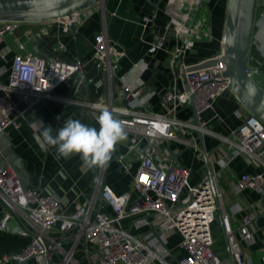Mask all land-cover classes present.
<instances>
[{
    "label": "built area",
    "instance_id": "obj_1",
    "mask_svg": "<svg viewBox=\"0 0 264 264\" xmlns=\"http://www.w3.org/2000/svg\"><path fill=\"white\" fill-rule=\"evenodd\" d=\"M74 20L75 15L66 19L65 29ZM142 20L146 27L153 17L144 16ZM20 24L0 22V39L13 34ZM201 31L205 32L204 36ZM202 37L208 38L209 34L198 25L191 26L176 52L183 56L193 47L194 39ZM164 47L165 35L162 34L149 43L147 52L152 55ZM19 48L23 49L21 43ZM221 55L210 58L217 62L203 69L189 70L192 66L181 61L178 68L175 67L173 86L160 92L162 111L154 112L149 106L154 92H143L141 86L122 85L115 104L111 100L105 103L57 97L54 89L73 77H82L84 64L44 59L32 52L16 54L8 82H0V134L8 127H19L21 112L9 100L10 93L17 94L30 109L45 98L78 103L97 116L107 108L122 121L127 132V150L119 154L117 160L126 170H131L133 162L136 168L130 189L117 194L104 183L105 167H98L88 202L78 203L75 210L66 212L57 197L25 188L12 169L0 166L3 207L0 231H8V224L15 217L17 226L12 232L30 238L21 253L1 255L0 264H23L31 258H36L39 264H81L78 253L88 258L90 264H174L173 260L175 264H229L227 258L220 257L213 248L212 226L218 213L228 237L233 264H264V254L258 262L246 260L237 237L238 234L242 241L254 242V213L244 214L240 228L235 231L223 207L219 186L223 170L237 158L247 159L258 171L240 177L236 194L245 191L257 194V205L261 206L264 218V124L246 111L245 115L238 114L241 122L236 129L221 135L211 129V120L204 118L206 112L213 110L218 98L233 95ZM124 56L125 51L116 47L106 31L94 37L91 61L109 81ZM250 76L256 82L262 78L258 66H251ZM178 79L181 87L177 86ZM191 96L194 108L189 106ZM194 112L199 116L198 124L193 118ZM198 132L204 136L205 152L197 138ZM206 137L215 138L218 144L208 149ZM171 145L188 152L189 164L172 160ZM212 151L208 158L212 181L203 172L199 182L190 186L196 170L204 166V156ZM137 218L131 228H139L144 222L151 231L134 234L131 228L125 227V221ZM169 232L180 237L178 247L183 251L180 258H176L168 246L166 234ZM94 250L96 258L90 259Z\"/></svg>",
    "mask_w": 264,
    "mask_h": 264
},
{
    "label": "crops",
    "instance_id": "obj_2",
    "mask_svg": "<svg viewBox=\"0 0 264 264\" xmlns=\"http://www.w3.org/2000/svg\"><path fill=\"white\" fill-rule=\"evenodd\" d=\"M227 3L228 0H103L75 15V20L71 23L76 26L74 31L70 28L71 24L65 29V20L21 23L13 34L0 39V82H8L16 54L32 52L44 59L58 58L84 64L82 77H73L54 89L53 93L57 97L105 103L111 100L115 104L122 85L141 86L143 92H154L149 106L152 111L160 112L163 109L160 92L173 86L175 67L177 69L181 61L193 66L221 53ZM144 16L153 17V21L146 27L142 20ZM193 25H198L209 37L194 39L193 47L179 56L176 50L184 43L188 30ZM101 31H106L116 47L125 51L111 81L91 61L94 37ZM204 33L200 32L203 36ZM162 34L165 35L164 49L148 54L149 43ZM19 43L23 45V49L19 48ZM252 46L264 58V0H259ZM176 82L178 87L182 86L180 79ZM9 100L21 112V116L18 128L8 127L0 134V166L12 169L25 188H34L43 194L57 197L66 212L75 210L78 203L88 202L98 167L89 169L77 154L58 158L56 149L48 146L40 137L45 126H51L55 136L57 129L69 118L79 119L82 123L99 129L97 114L78 103H66L56 98L41 99L32 109L15 93L9 94ZM245 113L246 110L233 95L224 94L216 100L213 110L204 114V118L211 120L210 127L214 132L227 135L240 124L238 114ZM209 139L216 140L212 137ZM207 142L205 140V145ZM127 145V139L117 144L109 164L104 168V183L117 194L130 189L136 168V162H133L131 170H126L117 160L119 154L126 152ZM170 147L178 162L189 164L183 150L178 149L177 145ZM257 171L247 159L237 158L222 171L223 180H219V186L227 202L231 200V196L235 199L226 211L235 231L240 228L244 214L254 213L255 240L252 244L263 250L264 218L261 206L257 205L259 197L250 191L236 194L240 177ZM203 172L207 173L205 165L196 170L189 185L195 186ZM2 215L3 207L0 202V219ZM138 220L139 218L127 220L124 225L130 229ZM14 222L17 226V222ZM216 222L212 226L215 238L213 248L220 257L227 258L220 224V234L215 232ZM131 230L144 234L151 231V228L143 222L139 228L133 226ZM7 234L17 235L12 230L0 231L1 236ZM166 237L176 258L183 256V251L178 247V234L169 232ZM237 237L242 246H251V243L242 241L238 234ZM96 253V250L92 251L90 259L96 258ZM77 255H81L80 259L77 256L81 264H90L83 254ZM248 259L254 261L251 255ZM172 263L175 264V260ZM27 264L39 263L36 258H31Z\"/></svg>",
    "mask_w": 264,
    "mask_h": 264
},
{
    "label": "water",
    "instance_id": "obj_3",
    "mask_svg": "<svg viewBox=\"0 0 264 264\" xmlns=\"http://www.w3.org/2000/svg\"><path fill=\"white\" fill-rule=\"evenodd\" d=\"M102 1L58 0L53 4L50 0H0V22L44 23L52 20L71 19L79 12ZM258 6L259 0H228L220 60L225 64L224 74L230 79V87L237 101L247 112L264 124V89L251 78V66L249 65L252 34ZM70 28L74 31L76 29L75 24H71ZM216 62V59L206 60L190 67L189 70L207 68ZM189 106L194 108L193 96H191ZM193 118L198 124L199 116L196 112L193 113ZM197 138L205 152L203 134L198 132ZM140 152L144 153L143 149H140ZM213 152H208L204 156V165L210 181L212 178L208 158ZM176 157V154L171 153L172 160ZM217 218L228 252V263L233 264L229 252L228 237L219 213ZM14 220L15 217L9 222L8 230L16 228ZM27 262L24 261L23 264H27Z\"/></svg>",
    "mask_w": 264,
    "mask_h": 264
},
{
    "label": "clouds",
    "instance_id": "obj_4",
    "mask_svg": "<svg viewBox=\"0 0 264 264\" xmlns=\"http://www.w3.org/2000/svg\"><path fill=\"white\" fill-rule=\"evenodd\" d=\"M50 2L54 4L58 0ZM97 124L99 129L69 118L55 136L51 126H45L41 135L43 142L56 149L58 158L77 154L88 168L106 167L116 145L126 140L127 132L122 121L107 108L99 112Z\"/></svg>",
    "mask_w": 264,
    "mask_h": 264
},
{
    "label": "trees",
    "instance_id": "obj_5",
    "mask_svg": "<svg viewBox=\"0 0 264 264\" xmlns=\"http://www.w3.org/2000/svg\"><path fill=\"white\" fill-rule=\"evenodd\" d=\"M249 65L250 66H258L261 73L262 78L258 80L259 84L264 89V58L260 57L258 52L255 50L253 46H251L250 55H249ZM210 137H206L207 140ZM218 144L217 140H210L207 142V148L211 149ZM187 152V151H186ZM185 152V153H186ZM188 153V152H187ZM30 243L29 237H23L19 235L7 234V235H0V256L3 254H17L21 253L24 248L28 246ZM78 258H81V255H77Z\"/></svg>",
    "mask_w": 264,
    "mask_h": 264
},
{
    "label": "rangeland",
    "instance_id": "obj_6",
    "mask_svg": "<svg viewBox=\"0 0 264 264\" xmlns=\"http://www.w3.org/2000/svg\"><path fill=\"white\" fill-rule=\"evenodd\" d=\"M252 79L255 80V78L253 76H251ZM223 179L221 178L220 181H222ZM231 200L227 202V200H225L224 196H223V207L225 209V211H227V207H229V205L233 204V202H235V199L231 196L230 198ZM217 219V218H216ZM217 222L215 223V232L216 234H220V230H219V222L218 220H216ZM134 234H139V233H135L133 230ZM242 245V244H241ZM242 250L244 253V256L246 258V260L248 259L249 255L252 256L253 260L252 262H258L260 257L264 254L263 250L258 248V246H256L255 244L251 243L250 245H244L242 246Z\"/></svg>",
    "mask_w": 264,
    "mask_h": 264
}]
</instances>
